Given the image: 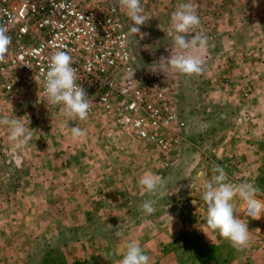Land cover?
<instances>
[{
    "label": "rangeland",
    "instance_id": "374dc122",
    "mask_svg": "<svg viewBox=\"0 0 264 264\" xmlns=\"http://www.w3.org/2000/svg\"><path fill=\"white\" fill-rule=\"evenodd\" d=\"M81 1L130 18L134 69L185 124L160 151L36 84L0 92V264L79 239L78 264H264V0Z\"/></svg>",
    "mask_w": 264,
    "mask_h": 264
},
{
    "label": "built area",
    "instance_id": "2783aa9c",
    "mask_svg": "<svg viewBox=\"0 0 264 264\" xmlns=\"http://www.w3.org/2000/svg\"><path fill=\"white\" fill-rule=\"evenodd\" d=\"M130 23L115 6L0 0V92L36 84L74 118L109 117L122 132L167 150L179 139L173 128L185 122L159 79L134 69ZM260 209L254 198L246 205L249 215Z\"/></svg>",
    "mask_w": 264,
    "mask_h": 264
},
{
    "label": "crops",
    "instance_id": "0c3cea01",
    "mask_svg": "<svg viewBox=\"0 0 264 264\" xmlns=\"http://www.w3.org/2000/svg\"><path fill=\"white\" fill-rule=\"evenodd\" d=\"M197 1H198V3L200 5H202L203 2L200 3L199 0H197ZM200 14H203V12H200ZM210 20H212V19L210 18ZM105 200H107V198H105ZM6 227H9V226H0V230L5 232ZM92 227L93 226H83L82 229H84L85 232H88V231H90V229H92ZM20 229H22V231H23V226H19V230ZM79 240L82 241V243H81L82 250H78L77 252H73L72 255H70V252H68V254L66 256L60 258V261L62 262V264H71V263L74 264V262H76L75 264H78L80 262H84V261L87 262V260H89L87 258V255H88V245L87 246L85 245L86 243H85L84 240H82V239H79ZM79 255H82V257L79 256ZM8 258H11V257L8 256ZM99 260L101 261L102 259L99 258ZM35 261H37V262H44V259H39V260H35ZM47 261L49 263L55 264V260H52L51 259V260H47Z\"/></svg>",
    "mask_w": 264,
    "mask_h": 264
}]
</instances>
